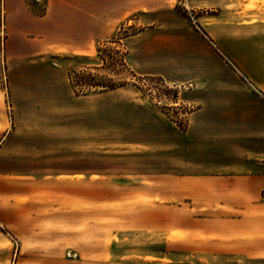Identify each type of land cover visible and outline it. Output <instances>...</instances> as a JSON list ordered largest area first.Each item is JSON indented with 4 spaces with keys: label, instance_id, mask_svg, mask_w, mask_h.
I'll return each mask as SVG.
<instances>
[{
    "label": "rangeland",
    "instance_id": "rangeland-1",
    "mask_svg": "<svg viewBox=\"0 0 264 264\" xmlns=\"http://www.w3.org/2000/svg\"><path fill=\"white\" fill-rule=\"evenodd\" d=\"M211 1L121 0L120 7H107L117 17L83 46L65 42L64 31L23 37L7 30L1 102L17 145L36 152L34 160L18 158L21 166L32 165L26 167L30 175L15 180L20 200L32 201L29 214L39 218L32 239H22L36 244L43 264L53 255L59 264L264 259V235L224 233L226 217L237 214L213 207L210 183L188 177L202 168L177 148L190 115L225 99L227 81L253 90L254 81H264L257 63L264 56V27L241 28L264 25V0ZM48 2L37 5L41 14ZM161 23L172 30L157 28ZM144 29L165 32L179 56L189 43L193 60L181 56L171 78L140 72L132 63L131 36ZM247 40L257 51L253 59L243 50ZM88 74L113 88H87ZM10 234L16 264L22 241Z\"/></svg>",
    "mask_w": 264,
    "mask_h": 264
},
{
    "label": "crops",
    "instance_id": "crops-1",
    "mask_svg": "<svg viewBox=\"0 0 264 264\" xmlns=\"http://www.w3.org/2000/svg\"><path fill=\"white\" fill-rule=\"evenodd\" d=\"M113 1L111 4L107 0H49L41 14L40 7L29 0H0V60L4 46L7 47L4 41H7L4 37L7 30H11L13 36H19L20 31L23 37L40 33L48 36L52 31L70 32L73 34L60 36L65 42L71 39V46L74 43L79 44L75 46H83L104 31L107 22L117 17L114 11H107L111 5L120 7L121 0ZM205 1L212 2L190 0L191 3ZM163 23L157 28L172 30L170 24ZM258 27L263 28L264 25H245L241 28L251 30ZM150 30L144 29L131 36L136 38V44L131 48L130 55L133 66L140 72L171 78L181 56L193 60L189 43H184V51L179 56L176 48L172 50L171 45H167L165 32L153 35ZM249 42H244L243 50L253 59L257 51ZM224 52L238 62L228 50ZM257 57L260 69L264 70V56ZM253 83L254 90L235 87L231 80L227 81L225 99L204 104L195 110L190 115L189 129L177 143L180 152L194 158L195 168H202L196 175L188 177L201 183L209 182L211 190L216 192L217 203L213 201V207L232 209L233 215L237 214L236 217H226L224 221V233L234 231L233 235H264V81ZM10 122L0 95V264H11L13 243L10 232L22 241L14 252V258L20 255L16 264H43L37 259L38 254H43L35 249L36 244L23 241L32 239L30 235L35 232L32 225L39 222V218L29 214L34 207L32 201L20 200L23 196L18 191V185L21 183L15 182L31 174L26 167L32 168L26 163L21 166L19 156L34 160L36 152L22 151ZM14 197H18L19 201H13ZM11 201L14 203L11 204ZM51 252L57 254L56 250ZM12 263L15 264L14 259ZM49 264H59L56 255L51 257Z\"/></svg>",
    "mask_w": 264,
    "mask_h": 264
},
{
    "label": "trees",
    "instance_id": "trees-1",
    "mask_svg": "<svg viewBox=\"0 0 264 264\" xmlns=\"http://www.w3.org/2000/svg\"><path fill=\"white\" fill-rule=\"evenodd\" d=\"M85 78H89L87 81H86V79L83 78V80H84L83 85L87 86V88H109L110 87V85H107L104 82L92 80V78L89 74L87 76H85ZM110 88L112 89L113 87H110ZM255 262L257 264H264V259L256 260Z\"/></svg>",
    "mask_w": 264,
    "mask_h": 264
},
{
    "label": "built area",
    "instance_id": "built-area-1",
    "mask_svg": "<svg viewBox=\"0 0 264 264\" xmlns=\"http://www.w3.org/2000/svg\"><path fill=\"white\" fill-rule=\"evenodd\" d=\"M48 0H30L32 4L42 6L44 5ZM188 16L192 19L193 18V12L189 10Z\"/></svg>",
    "mask_w": 264,
    "mask_h": 264
}]
</instances>
